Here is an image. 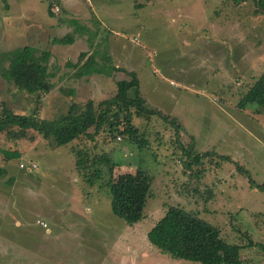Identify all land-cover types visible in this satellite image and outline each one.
<instances>
[{"label":"rangeland","instance_id":"rangeland-1","mask_svg":"<svg viewBox=\"0 0 264 264\" xmlns=\"http://www.w3.org/2000/svg\"><path fill=\"white\" fill-rule=\"evenodd\" d=\"M147 1L0 0V53L23 45L47 50L54 75L38 99L0 78V107L19 114L36 108L39 118L52 119L71 103L111 97L115 81L129 77L123 71L74 77L65 63L84 52L103 67L105 55L113 66L132 68L145 105L180 125L176 134L157 116H132L135 138L145 139L141 148L106 131L58 147L33 131L1 132L0 264H199L171 259L148 243L147 230L167 206L196 213L229 243L245 247L249 239L240 264H264V193L249 186L264 180V105L237 106L264 69V10L255 13L251 0H150L138 8ZM48 5L58 8L52 16ZM67 34L71 41L52 42ZM178 145L229 160L202 159L197 179L199 168L183 166ZM83 148L116 163L111 173L98 167L93 187L73 165L72 152ZM1 151L16 156L5 159ZM21 162L36 168L25 171ZM137 170L149 196L141 220L128 225L113 213L114 178Z\"/></svg>","mask_w":264,"mask_h":264},{"label":"trees","instance_id":"trees-1","mask_svg":"<svg viewBox=\"0 0 264 264\" xmlns=\"http://www.w3.org/2000/svg\"><path fill=\"white\" fill-rule=\"evenodd\" d=\"M251 1L255 4L254 12L262 13L258 6L264 10V1L258 0V5L256 0ZM51 9L52 7L48 5V15H51ZM68 38L69 36L64 35L56 39L53 38L52 42L64 44L71 41ZM49 57V51L37 50L29 45L1 52L0 78L18 91L35 94L38 99V94L47 93L52 87L50 79L54 75L47 67ZM103 60L107 67L98 64L90 54L80 52L74 63L67 61L65 66L74 70L76 78L93 73L110 77L112 72L123 71L129 78L128 80L115 81L116 88L111 97L100 100L96 104L91 100H86L83 103H71L63 114L52 119L39 118L36 108L29 114H19L14 113L1 103L0 133L5 132L23 137L25 132L33 131L49 141L50 145L58 147L80 137L92 141L99 132L106 131L110 138H113L114 135H121L124 139L134 140L138 148H141L146 146L145 139L135 138L136 128L132 126V116L145 119L157 116L170 123L174 132H177L180 125L175 119L167 118L152 107L145 105L143 98L139 95L138 79L134 72L113 66L108 56L104 55ZM263 105L264 69L237 102L240 109ZM178 147L180 152L182 151L181 153L187 157V161L182 162L183 166L199 168V172L194 173L197 179L203 174L200 169L202 159L213 155L223 161L229 160L225 156L215 154L214 151L193 154L186 152L181 145ZM1 153L5 159L16 156V153L7 151H1ZM72 153L74 168L88 187H93L101 179L99 166H104L107 172L111 173L116 165L112 155L105 152L90 157L83 148L74 150ZM93 166L96 168L95 170L92 169ZM3 173L4 171L0 169V175ZM243 173L248 175L244 170ZM143 179L144 176L139 170L135 173L119 174L114 178L116 201L113 213L128 225L139 222L143 216L142 209L149 196V189ZM249 186L264 193V180L260 183L250 181ZM217 228L194 212L185 211L177 206H167L163 214L147 230L145 237L149 244L171 259L187 260L199 264H240L239 251L246 246L250 247L251 241L247 239L245 247L239 242L229 243L219 235ZM261 249L264 250L263 247Z\"/></svg>","mask_w":264,"mask_h":264},{"label":"built area","instance_id":"built-area-1","mask_svg":"<svg viewBox=\"0 0 264 264\" xmlns=\"http://www.w3.org/2000/svg\"><path fill=\"white\" fill-rule=\"evenodd\" d=\"M52 8H53L52 9L53 11H57L58 10L56 5H52ZM19 168L23 169L25 171H32L33 169L36 168V165L33 162H30L28 164H24V163L21 162V163H19ZM36 223L38 225L44 226V223L42 221H40V220H37Z\"/></svg>","mask_w":264,"mask_h":264},{"label":"crops","instance_id":"crops-1","mask_svg":"<svg viewBox=\"0 0 264 264\" xmlns=\"http://www.w3.org/2000/svg\"><path fill=\"white\" fill-rule=\"evenodd\" d=\"M150 0H148L145 4H142V5H140L138 8L140 9V8H142V7H148V6H150V2H149ZM146 4H147V6H146ZM162 7H164L165 8V4L163 3L162 4ZM164 8L162 9V11L164 10ZM137 26L138 25H135V28L137 29ZM109 57V56H108ZM128 65V64H127ZM126 69L128 70V71H130L132 68H130L129 66H127L126 67Z\"/></svg>","mask_w":264,"mask_h":264},{"label":"water","instance_id":"water-1","mask_svg":"<svg viewBox=\"0 0 264 264\" xmlns=\"http://www.w3.org/2000/svg\"><path fill=\"white\" fill-rule=\"evenodd\" d=\"M256 4L258 5V0H256Z\"/></svg>","mask_w":264,"mask_h":264}]
</instances>
